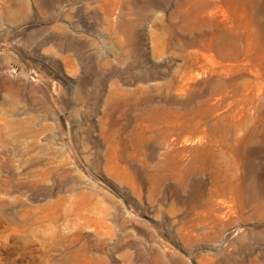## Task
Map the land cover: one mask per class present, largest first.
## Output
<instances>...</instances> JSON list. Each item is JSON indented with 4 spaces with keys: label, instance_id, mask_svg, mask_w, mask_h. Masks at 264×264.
I'll use <instances>...</instances> for the list:
<instances>
[{
    "label": "rangeland",
    "instance_id": "374dc122",
    "mask_svg": "<svg viewBox=\"0 0 264 264\" xmlns=\"http://www.w3.org/2000/svg\"><path fill=\"white\" fill-rule=\"evenodd\" d=\"M0 264H264V0H0Z\"/></svg>",
    "mask_w": 264,
    "mask_h": 264
}]
</instances>
